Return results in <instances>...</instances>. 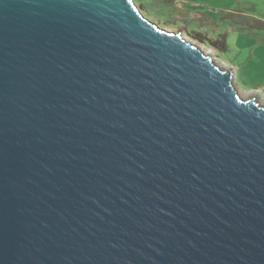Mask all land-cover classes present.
Listing matches in <instances>:
<instances>
[{
	"label": "water",
	"instance_id": "1",
	"mask_svg": "<svg viewBox=\"0 0 264 264\" xmlns=\"http://www.w3.org/2000/svg\"><path fill=\"white\" fill-rule=\"evenodd\" d=\"M233 78L134 0H0V264H264Z\"/></svg>",
	"mask_w": 264,
	"mask_h": 264
},
{
	"label": "rangeland",
	"instance_id": "2",
	"mask_svg": "<svg viewBox=\"0 0 264 264\" xmlns=\"http://www.w3.org/2000/svg\"><path fill=\"white\" fill-rule=\"evenodd\" d=\"M150 21L180 32L264 107V0H134ZM225 41L226 49L218 44Z\"/></svg>",
	"mask_w": 264,
	"mask_h": 264
},
{
	"label": "trees",
	"instance_id": "3",
	"mask_svg": "<svg viewBox=\"0 0 264 264\" xmlns=\"http://www.w3.org/2000/svg\"><path fill=\"white\" fill-rule=\"evenodd\" d=\"M224 42H225V41L223 40V41L220 42V44H218L220 47L223 48V50L226 49V44H225Z\"/></svg>",
	"mask_w": 264,
	"mask_h": 264
},
{
	"label": "flooded vegetation",
	"instance_id": "4",
	"mask_svg": "<svg viewBox=\"0 0 264 264\" xmlns=\"http://www.w3.org/2000/svg\"><path fill=\"white\" fill-rule=\"evenodd\" d=\"M140 9V8H139Z\"/></svg>",
	"mask_w": 264,
	"mask_h": 264
}]
</instances>
